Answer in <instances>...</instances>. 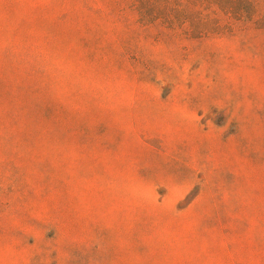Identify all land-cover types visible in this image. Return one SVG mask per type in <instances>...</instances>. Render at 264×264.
<instances>
[{"label": "rangeland", "instance_id": "rangeland-1", "mask_svg": "<svg viewBox=\"0 0 264 264\" xmlns=\"http://www.w3.org/2000/svg\"><path fill=\"white\" fill-rule=\"evenodd\" d=\"M0 264H264V0H0Z\"/></svg>", "mask_w": 264, "mask_h": 264}]
</instances>
